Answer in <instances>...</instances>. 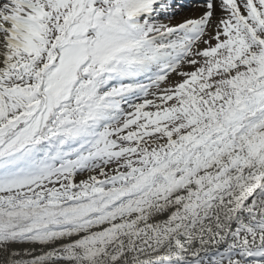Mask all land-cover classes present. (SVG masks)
I'll list each match as a JSON object with an SVG mask.
<instances>
[{"label": "snow or ice", "instance_id": "1", "mask_svg": "<svg viewBox=\"0 0 264 264\" xmlns=\"http://www.w3.org/2000/svg\"><path fill=\"white\" fill-rule=\"evenodd\" d=\"M0 264H264V0H0Z\"/></svg>", "mask_w": 264, "mask_h": 264}, {"label": "rangeland", "instance_id": "2", "mask_svg": "<svg viewBox=\"0 0 264 264\" xmlns=\"http://www.w3.org/2000/svg\"><path fill=\"white\" fill-rule=\"evenodd\" d=\"M181 2L182 3H184V4H186V5H189V4H191V2H194V0H181ZM188 8H186L185 9V11L187 10ZM189 10V9H188ZM184 11V12H185ZM184 12H182L179 16H177V20H179V19H182V18H184L185 17V15H184ZM187 12V11H186Z\"/></svg>", "mask_w": 264, "mask_h": 264}, {"label": "bare ground", "instance_id": "3", "mask_svg": "<svg viewBox=\"0 0 264 264\" xmlns=\"http://www.w3.org/2000/svg\"><path fill=\"white\" fill-rule=\"evenodd\" d=\"M186 11L184 12L185 16H193V15L198 14V13H196V11L194 9H189V10L187 9Z\"/></svg>", "mask_w": 264, "mask_h": 264}]
</instances>
